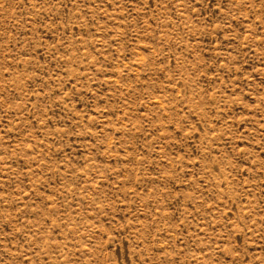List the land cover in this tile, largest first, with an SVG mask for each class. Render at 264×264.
<instances>
[{
	"label": "rangeland",
	"instance_id": "374dc122",
	"mask_svg": "<svg viewBox=\"0 0 264 264\" xmlns=\"http://www.w3.org/2000/svg\"><path fill=\"white\" fill-rule=\"evenodd\" d=\"M0 264H264V0H0Z\"/></svg>",
	"mask_w": 264,
	"mask_h": 264
}]
</instances>
